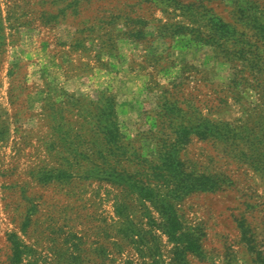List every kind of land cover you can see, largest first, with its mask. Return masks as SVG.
Instances as JSON below:
<instances>
[{"label":"rangeland","instance_id":"rangeland-1","mask_svg":"<svg viewBox=\"0 0 264 264\" xmlns=\"http://www.w3.org/2000/svg\"><path fill=\"white\" fill-rule=\"evenodd\" d=\"M167 156L222 181L170 195L183 261ZM263 261L264 0H0V264Z\"/></svg>","mask_w":264,"mask_h":264},{"label":"trees","instance_id":"trees-1","mask_svg":"<svg viewBox=\"0 0 264 264\" xmlns=\"http://www.w3.org/2000/svg\"><path fill=\"white\" fill-rule=\"evenodd\" d=\"M152 176L158 179L155 184L141 179L137 183L140 195L151 200L157 207L163 231L176 245V258L183 261L187 252L198 253L201 246L198 236L184 229L170 201V195L178 196L193 190H216L222 186V181L206 174L193 175L184 169L180 160L172 156H167L164 167ZM162 188L167 189V192L161 193Z\"/></svg>","mask_w":264,"mask_h":264}]
</instances>
